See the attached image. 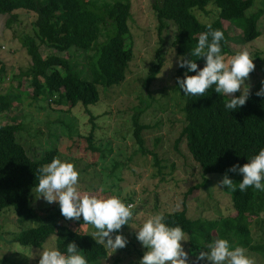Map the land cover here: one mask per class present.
Returning a JSON list of instances; mask_svg holds the SVG:
<instances>
[{
	"label": "trees",
	"instance_id": "trees-1",
	"mask_svg": "<svg viewBox=\"0 0 264 264\" xmlns=\"http://www.w3.org/2000/svg\"><path fill=\"white\" fill-rule=\"evenodd\" d=\"M255 0H162L155 3L159 21L160 46L155 59L150 64L145 79V91L140 95V104L132 115L133 135L138 145L133 154H153L155 163L163 166L157 154L148 149L143 137L144 129L149 125L141 122L142 114L150 107L153 97L150 86L161 72L166 62L162 33L169 24L176 27L173 45L179 56H188L199 68L205 65L204 58L191 56L190 53L198 43L200 33L207 31L206 25L219 29L224 34L221 43V54L231 52L229 29L226 20L237 23L243 37L250 42L261 35L259 20L264 8L250 9ZM213 4L218 12L210 21H203L197 10L207 11ZM131 0H0V13L9 14L7 26L17 17L18 10H26L36 15L35 36L23 35L22 43L31 56V63L19 75L28 78L33 88L34 99L43 94L55 95L49 98L60 105L62 99L74 108L78 103L85 106L96 104L100 100L99 86L110 88L123 83L130 69L134 56L132 45H128L130 36L129 20L132 16ZM102 35L106 39L100 41ZM53 49L44 56L41 47ZM85 50L88 55L90 76L84 75L82 68L68 55L62 53L70 50ZM0 63H2L0 61ZM1 71H5L2 63ZM187 68L178 66L176 71L177 89L185 104L186 124L176 146L184 139L192 157L200 164L203 180L191 186L185 194L192 193L208 184V174H225L238 185L243 180L242 174L228 172L233 165L248 163V158L258 154L264 148V97L256 93L261 88V79L255 88L249 90V98L244 106L235 110L225 108L226 97L216 93L214 87L208 89L204 96L185 95L179 88L177 77L183 78ZM195 75V72H189ZM18 94V91L15 92ZM241 92L236 93L239 96ZM150 95V96H149ZM16 102V103H15ZM18 96L12 92L0 94V113L11 111L20 104ZM95 116H91V120ZM88 140L90 147L99 152V158L107 162L112 169L106 173L109 177L126 161H120L113 153L110 138H105L101 146L94 144L95 121ZM24 128L22 122H0V214L12 210L20 225L30 222L32 225L20 229L14 234L13 241L23 246L41 247L48 238L56 235V248L66 253L68 243L75 242L80 254L85 256L88 264H101L108 256V248L97 244L91 233L81 231L72 225L61 213L48 215L31 205V193L38 183L37 170L57 157L58 149H47L40 157H32L24 144L18 139V132ZM124 149H120L123 156ZM132 159V156H129ZM112 163V164H111ZM108 168V167H107ZM118 180H121L118 177ZM233 204L234 215L216 218H191L186 205L181 210L164 211V222L169 226H180L189 237L191 254L197 257L200 251H207V245L215 239H227L234 247H243L257 253L264 259V238L256 239L252 224L264 217V191L249 187L241 192L226 188ZM76 222H84L83 217ZM205 261H200L204 263Z\"/></svg>",
	"mask_w": 264,
	"mask_h": 264
},
{
	"label": "rangeland",
	"instance_id": "rangeland-1",
	"mask_svg": "<svg viewBox=\"0 0 264 264\" xmlns=\"http://www.w3.org/2000/svg\"><path fill=\"white\" fill-rule=\"evenodd\" d=\"M156 2L161 3L162 0H131L132 16L127 43L132 45L134 56L125 81L110 88L99 86L101 97L96 104L85 106L78 103L74 108H70L65 99H62L60 105L57 101H50L49 98L56 97L48 93L34 99L30 80L19 75L31 63V56L22 43V37L25 34L35 36L36 15L23 9L18 10L17 17L8 27L9 14L0 13V61L5 65V71H1L0 63V94L12 92V97L18 96L21 99V103L16 104L11 111L0 113V122L24 124V128L18 132V139L32 157H40L47 149H58L57 157L73 163L79 172L78 190L81 194L98 198L115 196L125 205H133V218L129 225H123L118 233L113 234V238L115 234H122L128 241L127 245L114 253L108 249V256L101 260V264H139L147 249L137 240L135 228L140 227L150 214L181 210L185 205L188 216L193 219L235 214L226 187H216L223 174H208L207 186L185 198L188 189L201 182L203 175L186 141L183 139L176 146L186 119L183 111L185 101L176 84V58L179 55L173 45L176 35L173 24H169L162 33L166 62L150 86L149 94L153 97L151 105L141 116V122L149 125L143 131L145 145L157 154L163 166L162 171L160 165L155 163L153 154H133L138 145L133 135L132 115L140 104L139 97L145 91L148 69L160 46ZM252 8H264V0H255ZM207 11L196 12L203 21L213 20L218 12L213 4L207 7ZM226 21L231 35V52L224 56L227 60L238 51L246 49L249 52L255 70L250 73L245 86L251 90L259 80L264 79V14L258 24L261 35L250 42L245 40L237 23ZM105 39L106 35H102L100 41ZM41 50L44 56L53 52V49L45 46ZM89 53L92 52L72 49L62 54L72 58L82 68L83 74L90 76ZM16 91L18 94H15ZM92 115L96 117L93 120L97 124L94 144L101 146L105 138H110L113 153L120 161L127 162L111 177L106 173L112 167L101 161L99 152L90 147L91 142L87 138L93 127ZM120 149H124L123 156ZM30 197L31 205L42 214L61 213L58 202L48 203L42 197L39 198L35 189ZM16 217L12 210L0 214V264H38L39 256H31L40 251L41 247L23 246L13 241L16 232L32 225L30 222L20 225ZM70 221L81 231H95L92 225L85 222ZM252 228L256 239L264 238V217H259ZM46 242L56 247V235L52 234ZM181 243L188 252L190 264H210L207 260L204 263L196 261V257L191 254L189 241ZM247 254L254 264H264V259L257 253L247 250Z\"/></svg>",
	"mask_w": 264,
	"mask_h": 264
},
{
	"label": "clouds",
	"instance_id": "clouds-1",
	"mask_svg": "<svg viewBox=\"0 0 264 264\" xmlns=\"http://www.w3.org/2000/svg\"><path fill=\"white\" fill-rule=\"evenodd\" d=\"M207 31L200 33L198 43L190 55L204 58L205 65L201 69L188 56H178L176 63L180 68H187L184 77H177L179 88L185 95L204 96L208 89L227 98L225 108L235 110L246 104L249 98V89L245 81L255 70L253 58L244 49L238 51L226 60L221 54V41L224 34L219 29H213L211 24L206 25ZM195 72V75H189ZM257 96L264 97V81ZM241 92L239 96L235 93ZM228 172L242 174L243 180L238 185L227 172L216 187H226L241 192L249 187L264 191V148L248 158V163L233 165ZM79 172L71 162L53 157L50 163L42 165L36 174L38 183L35 191L48 203L58 202L61 215L66 219L79 220L81 216L85 224L95 229L91 237L97 244L111 249L124 248L128 241L122 234H115L123 225L133 218V205H125L118 197L98 198L90 194H81L78 190ZM162 213L150 214L136 229L137 240L147 249L139 264H190L188 252L184 250L181 241L187 242L188 235L180 226H169L164 222ZM207 251H200L196 261H209L210 264H254L248 256L247 249L232 247L227 239H215L207 245ZM38 255V264H88L85 256L75 242L68 243L66 253L45 242L41 250L32 253Z\"/></svg>",
	"mask_w": 264,
	"mask_h": 264
}]
</instances>
